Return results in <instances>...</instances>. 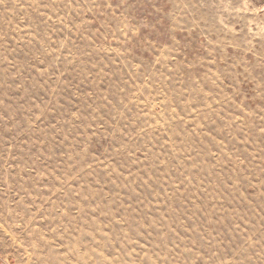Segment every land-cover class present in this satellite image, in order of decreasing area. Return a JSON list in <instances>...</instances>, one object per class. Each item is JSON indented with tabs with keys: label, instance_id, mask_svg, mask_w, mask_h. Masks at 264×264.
<instances>
[{
	"label": "rangeland",
	"instance_id": "1",
	"mask_svg": "<svg viewBox=\"0 0 264 264\" xmlns=\"http://www.w3.org/2000/svg\"><path fill=\"white\" fill-rule=\"evenodd\" d=\"M0 264H264V0H0Z\"/></svg>",
	"mask_w": 264,
	"mask_h": 264
}]
</instances>
